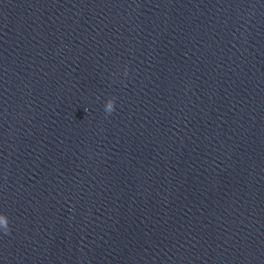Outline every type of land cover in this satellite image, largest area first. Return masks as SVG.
<instances>
[{"label":"water","instance_id":"water-1","mask_svg":"<svg viewBox=\"0 0 264 264\" xmlns=\"http://www.w3.org/2000/svg\"><path fill=\"white\" fill-rule=\"evenodd\" d=\"M0 213V264H264V0H0Z\"/></svg>","mask_w":264,"mask_h":264},{"label":"clouds","instance_id":"clouds-1","mask_svg":"<svg viewBox=\"0 0 264 264\" xmlns=\"http://www.w3.org/2000/svg\"><path fill=\"white\" fill-rule=\"evenodd\" d=\"M125 74H127V70H125ZM104 109L106 113H111L114 110V100L112 98H108L105 101ZM0 229H2L5 234L10 231L8 217L3 213H0Z\"/></svg>","mask_w":264,"mask_h":264}]
</instances>
